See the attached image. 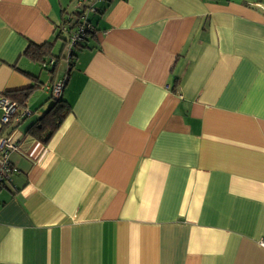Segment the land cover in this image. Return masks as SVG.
Masks as SVG:
<instances>
[{"label": "crops", "instance_id": "obj_1", "mask_svg": "<svg viewBox=\"0 0 264 264\" xmlns=\"http://www.w3.org/2000/svg\"><path fill=\"white\" fill-rule=\"evenodd\" d=\"M77 1L95 32L63 72ZM31 88L0 124V264H264V0H0V97Z\"/></svg>", "mask_w": 264, "mask_h": 264}, {"label": "trees", "instance_id": "obj_2", "mask_svg": "<svg viewBox=\"0 0 264 264\" xmlns=\"http://www.w3.org/2000/svg\"><path fill=\"white\" fill-rule=\"evenodd\" d=\"M79 3L82 2H78ZM86 9L83 7H77L75 9V12L73 13V17L71 19H65L64 23L61 25V31L59 34V38L63 41H65V45L69 42L71 35L73 34L74 31L77 30L78 26V22H80V17L82 16H86V23H89L92 26V30L91 32H89L85 38V40L92 34H94L95 32V28L94 25L91 23V21L88 19V14H86L85 11ZM66 15V14H64ZM63 36V37H62ZM84 40V41H85ZM83 41V42H84ZM82 42V43H83ZM82 43H80V45L73 51V57L76 55V51L79 50V47H81ZM43 47L40 48H36V46H30V48L26 51L25 55H27L31 60L33 61H39V60H43L42 62V66L43 68L47 67L49 64H47L46 62H49L52 58V56H54L53 54V49L54 46H50L48 47V52H43L45 53V55H49L50 59H40V49H42ZM48 60V61H47ZM73 61L70 60L69 64L71 65V62ZM33 89H27V90H23V91H18V92H12V93H8L9 98L15 102L18 103L19 107H24L25 104L28 102V99L30 98L31 94L33 93ZM70 111V107L69 105L61 100V98L59 100H57L54 105L52 106V108L50 109V111H48L45 116L40 119V121L33 125L32 127L29 128L28 133L31 134L32 136H34L35 138H37V140H39L42 143L48 144L49 141L52 139V137L54 136L55 132L59 129L61 123L64 121V119L67 117V115L69 114ZM13 123V121H11L10 124H8L7 126H10ZM4 126L2 130H4L5 127Z\"/></svg>", "mask_w": 264, "mask_h": 264}, {"label": "built area", "instance_id": "obj_3", "mask_svg": "<svg viewBox=\"0 0 264 264\" xmlns=\"http://www.w3.org/2000/svg\"><path fill=\"white\" fill-rule=\"evenodd\" d=\"M78 7H82V3H79ZM84 9V8H83ZM78 28L70 37L69 42L66 44L65 52L67 55V62L73 58V51L82 43L87 34L93 29L89 23H86V16L80 17V22L77 24ZM68 78H62L58 83L52 87L53 100L56 102L62 97ZM0 110L2 115L0 117V124L2 127L7 126L11 123L13 117L17 114L19 110V105L17 102L11 100L6 95L0 97ZM31 112L26 110L23 116H29ZM17 146L14 145L7 138H0V190L3 185L10 179V175L17 171L9 163V151L17 150ZM264 246V240L260 242Z\"/></svg>", "mask_w": 264, "mask_h": 264}, {"label": "rangeland", "instance_id": "obj_4", "mask_svg": "<svg viewBox=\"0 0 264 264\" xmlns=\"http://www.w3.org/2000/svg\"><path fill=\"white\" fill-rule=\"evenodd\" d=\"M76 5L74 7H78V1L75 3ZM91 4H89L87 7H90ZM83 8H85L86 6L82 5ZM91 10L90 9H87L86 8V14H88V12H90ZM64 57H63V60L61 61V70L63 69V72L65 71V67L67 65V55H66V52L64 53Z\"/></svg>", "mask_w": 264, "mask_h": 264}]
</instances>
